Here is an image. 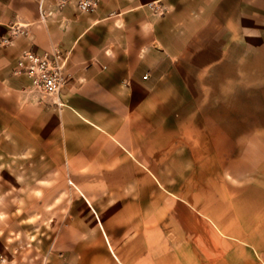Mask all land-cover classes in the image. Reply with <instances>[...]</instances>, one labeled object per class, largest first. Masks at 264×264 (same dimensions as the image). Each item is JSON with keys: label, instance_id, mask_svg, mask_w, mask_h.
Masks as SVG:
<instances>
[{"label": "crops", "instance_id": "crops-1", "mask_svg": "<svg viewBox=\"0 0 264 264\" xmlns=\"http://www.w3.org/2000/svg\"><path fill=\"white\" fill-rule=\"evenodd\" d=\"M77 1L0 0V142L99 240L68 264H264V0ZM53 48L58 97L12 75Z\"/></svg>", "mask_w": 264, "mask_h": 264}, {"label": "rangeland", "instance_id": "rangeland-1", "mask_svg": "<svg viewBox=\"0 0 264 264\" xmlns=\"http://www.w3.org/2000/svg\"><path fill=\"white\" fill-rule=\"evenodd\" d=\"M48 166L31 163L9 141L5 145L0 142V264H68L69 259L76 263L99 246L93 227L49 226L88 218L83 211L61 210L57 172L49 181L53 194L46 196ZM62 229L66 233L62 234ZM61 235L72 237L73 242Z\"/></svg>", "mask_w": 264, "mask_h": 264}, {"label": "built area", "instance_id": "built-area-1", "mask_svg": "<svg viewBox=\"0 0 264 264\" xmlns=\"http://www.w3.org/2000/svg\"><path fill=\"white\" fill-rule=\"evenodd\" d=\"M100 0H78L77 10L90 13L96 9ZM65 5L62 1L60 8ZM44 17L50 16L41 10ZM67 57L62 51L53 48L42 53L28 52L22 54L15 63L13 76H24L29 80L30 88L42 95L58 97L69 80L67 73Z\"/></svg>", "mask_w": 264, "mask_h": 264}]
</instances>
